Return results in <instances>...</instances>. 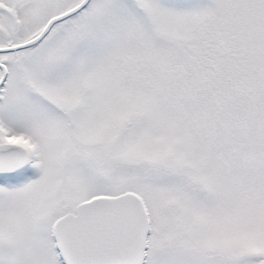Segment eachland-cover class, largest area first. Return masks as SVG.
I'll return each instance as SVG.
<instances>
[{"label": "snow or ice", "instance_id": "6c2138e0", "mask_svg": "<svg viewBox=\"0 0 264 264\" xmlns=\"http://www.w3.org/2000/svg\"><path fill=\"white\" fill-rule=\"evenodd\" d=\"M0 264H264V0H0Z\"/></svg>", "mask_w": 264, "mask_h": 264}]
</instances>
